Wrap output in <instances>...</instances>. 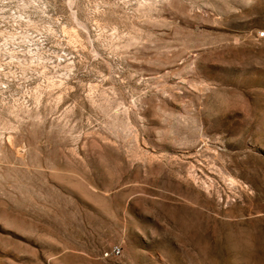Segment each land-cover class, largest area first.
<instances>
[{
    "label": "rangeland",
    "instance_id": "rangeland-1",
    "mask_svg": "<svg viewBox=\"0 0 264 264\" xmlns=\"http://www.w3.org/2000/svg\"><path fill=\"white\" fill-rule=\"evenodd\" d=\"M262 34L264 0H0V264H264Z\"/></svg>",
    "mask_w": 264,
    "mask_h": 264
},
{
    "label": "built area",
    "instance_id": "built-area-1",
    "mask_svg": "<svg viewBox=\"0 0 264 264\" xmlns=\"http://www.w3.org/2000/svg\"><path fill=\"white\" fill-rule=\"evenodd\" d=\"M262 37H264V34H262ZM122 254V249L118 246H115L114 248H112V250L110 252L106 253V256H113V257H119Z\"/></svg>",
    "mask_w": 264,
    "mask_h": 264
}]
</instances>
